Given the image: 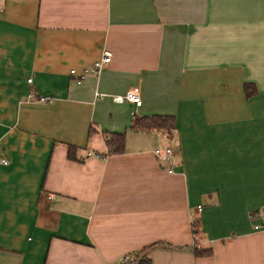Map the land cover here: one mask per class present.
Instances as JSON below:
<instances>
[{
	"label": "crops",
	"instance_id": "1",
	"mask_svg": "<svg viewBox=\"0 0 264 264\" xmlns=\"http://www.w3.org/2000/svg\"><path fill=\"white\" fill-rule=\"evenodd\" d=\"M263 210L264 0H0V264H264Z\"/></svg>",
	"mask_w": 264,
	"mask_h": 264
},
{
	"label": "trees",
	"instance_id": "2",
	"mask_svg": "<svg viewBox=\"0 0 264 264\" xmlns=\"http://www.w3.org/2000/svg\"><path fill=\"white\" fill-rule=\"evenodd\" d=\"M176 128V117L174 115H154L151 117H138L135 116L134 120H132V124L130 129L136 131H166L171 133ZM106 144L109 148L108 153H117L124 149V142H125V133H109L105 135ZM71 151V147L69 148V152ZM70 155V153H68ZM257 217L263 215L264 217V210L263 214L260 212L255 214ZM193 230L195 236L199 234V225L195 222L193 225ZM148 248H144L139 250L135 254H132L129 258L131 259L128 261H122V264H151V260L147 257ZM210 250H197V253H209Z\"/></svg>",
	"mask_w": 264,
	"mask_h": 264
},
{
	"label": "built area",
	"instance_id": "3",
	"mask_svg": "<svg viewBox=\"0 0 264 264\" xmlns=\"http://www.w3.org/2000/svg\"><path fill=\"white\" fill-rule=\"evenodd\" d=\"M110 58V53L108 51H104L101 55V57L99 58L98 61H96L95 63L92 64V66L83 69L80 73L76 74L75 70H71V74L73 76H75L77 78V80H83L86 75L90 72H98L105 63L108 62ZM28 82H30V79L28 80ZM34 94L31 93L30 97H33ZM44 98H40V100H43ZM112 99L115 102H130L132 104H135L137 106H141L143 103V99L141 97L140 94V89L138 87H134V88H130L128 89L124 94H120V95H114L112 96ZM107 137H105L106 140ZM175 150H173L172 148H166L164 151H162L161 149L157 148L155 150V154L158 158L167 161L168 163L172 164V157L174 155ZM88 155H94L95 157H101L100 154H88ZM173 165V164H172ZM263 214V211L261 212ZM124 261H128L131 259L128 256H124L123 257Z\"/></svg>",
	"mask_w": 264,
	"mask_h": 264
}]
</instances>
